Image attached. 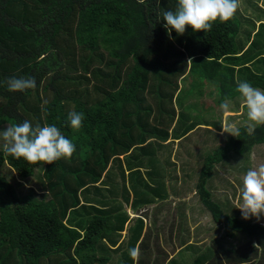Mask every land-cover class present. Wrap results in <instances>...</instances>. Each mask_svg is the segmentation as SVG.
<instances>
[{"label":"trees","instance_id":"1","mask_svg":"<svg viewBox=\"0 0 264 264\" xmlns=\"http://www.w3.org/2000/svg\"><path fill=\"white\" fill-rule=\"evenodd\" d=\"M259 1L238 0L233 18L213 22L208 32L186 26L169 38L162 13L174 11L177 0H0V131L25 120L55 125L76 146L70 160L32 164L8 155L0 138V264H130L131 256L119 262L118 247L108 249L103 240L116 245L129 218L125 207L138 211L137 204L153 201L142 185L154 175L160 185L155 169H178L176 154V162L162 160L168 140L189 138L187 159L198 155L197 141L188 137L194 126L176 109L178 94L202 96L197 86L210 82L220 105L241 98L239 82L264 90V40L259 30L246 46L245 30L261 17ZM11 77H35L36 87L10 92ZM71 111L84 114L78 131L67 121ZM216 140L223 144L200 159L194 186L200 207L225 230L211 240L221 251L211 264H262L251 254L262 255L252 244H264V222L230 214L209 183L230 156L243 159L239 174L253 168L249 156L264 146V124ZM256 160L264 164V154ZM4 166L22 179L40 169L45 194L18 195L1 174ZM157 188L151 192L161 198ZM83 201L95 211L87 222L80 220ZM183 204L174 202V209Z\"/></svg>","mask_w":264,"mask_h":264},{"label":"clouds","instance_id":"2","mask_svg":"<svg viewBox=\"0 0 264 264\" xmlns=\"http://www.w3.org/2000/svg\"><path fill=\"white\" fill-rule=\"evenodd\" d=\"M144 3V0H138ZM160 0H157L159 4ZM238 9V0H177L175 10H165L162 13V20L165 21V28L169 38H172V31L177 35L186 32V26H190L193 32H208L213 22L219 20L224 23L233 18ZM189 62H192L189 60ZM10 92H24L28 89H35V77L16 78L7 80ZM236 91L240 94L247 108V118L254 124H264V90L253 87L248 82H239ZM223 112H228L230 103L225 99L220 104ZM84 120L82 112L71 111L68 113L67 121L70 127L78 131ZM222 133L239 136V128L236 123H224ZM0 138L3 139L4 151L15 159L23 158L25 161L36 164L44 162L55 163L60 159L70 160L76 152L74 143L65 137L61 130L55 125L35 126L28 120L22 124L8 126L0 131ZM241 203L240 209L242 218L248 220L255 217L257 220L264 216V164L250 168L243 177L242 187L239 189ZM47 195V194H46ZM259 248L260 245H253ZM129 255L136 260L139 256V249H129Z\"/></svg>","mask_w":264,"mask_h":264},{"label":"rangeland","instance_id":"3","mask_svg":"<svg viewBox=\"0 0 264 264\" xmlns=\"http://www.w3.org/2000/svg\"><path fill=\"white\" fill-rule=\"evenodd\" d=\"M186 78V77H185ZM189 84V79L185 80V85L182 83L180 86H183L182 89L187 88ZM205 89L201 87V85L197 86V93H202L203 95H188L187 93H179L178 96L175 98L176 100V109L177 111L181 113L186 112L187 114V121H185V116H182L180 120L182 122L177 123L178 127L179 125H182L183 119L185 121V125H193L194 128L191 132H189L188 137H191V143L194 141H197L196 149L198 151L197 157L194 155L193 158L188 157L184 153L185 145L188 142L189 138L187 140H183L180 143L176 145L175 148V156H178L175 158L177 159V166L178 169L174 171V173H177V175L174 177V181L178 183V186H184L188 185V191L189 193L184 192L187 196H183L184 193L181 191L178 193L173 192V197L176 199L175 203H183L182 200H179L180 196L186 197L189 199V205L192 215H198V221L197 223L193 224L192 226V232H193V240L195 238V232L199 236V238H203L206 235L209 234V232H217L218 234H225V230L220 228L219 226H216L213 224V222L210 219L209 214L204 211L200 204L198 203L196 195H194L195 190L194 186L197 180L198 175V166L200 167L201 160L204 156L211 153L214 149L221 146L223 143L216 140V137L218 136L221 140H226L229 137H232L233 135L228 133H222V125L224 123H236L237 127L240 126H247L248 128H252L255 125L254 122H250L247 118V108L245 104L243 103L242 98L237 99L236 101H233L230 103L229 111L223 112L220 109V105H217L215 100L216 96L213 94H210V91L212 90L213 85L210 82L204 83ZM204 89V91L202 90ZM180 107H182V111H180ZM206 111V114H205ZM183 114V115H186ZM204 125V126H202ZM212 128V129H209ZM208 131L209 133L206 135L205 131ZM172 133H176L174 130ZM206 137L204 139H200V135ZM214 135V136H212ZM210 136V137H209ZM202 138V137H201ZM202 141V142H201ZM171 145V144H170ZM174 149V147H172ZM264 154V146L263 147H257V150H253L252 154L249 156V158H254L251 165L253 168L258 167L260 165L259 162H262L261 160H256L260 156H263ZM180 159V160H178ZM243 159L240 158H232L230 156L227 163L224 165L217 166L215 169V175L212 179V182H210V189L212 190L213 199L217 200L218 202H223V207L230 213H237L240 211L238 209L241 198H240V192L239 189L242 187V181L245 174L241 173L239 174L237 170L244 168L245 164L241 163ZM176 162V161H175ZM187 167H190L187 169ZM186 172H192L191 174H188ZM1 174L3 177L15 188L18 195H24L29 192H33L34 195L42 196L45 194V188L44 184L41 179V170L35 169L34 174L32 177L27 179H22L19 177V175L14 172L12 169H10L8 166H4L2 168ZM162 198L156 199L155 206L159 208V206L162 203ZM81 204L84 205V210L82 211V219L80 220H87L88 217H91L94 213V210L90 209V204L83 201ZM89 206V207H88ZM158 208H156L158 213ZM241 212V211H240ZM241 214V213H240ZM242 215V214H241ZM161 215L157 214V219L160 221ZM256 221H262L264 222V216H261L259 220H257L255 217H253ZM165 221V220H164ZM166 222V221H165ZM151 232H160L159 229H155L154 227H151ZM189 237L184 232L183 228V239L188 240ZM206 239V237L204 238ZM229 242H232L231 239ZM234 243V242H233ZM254 244V243H253ZM252 244V245H253ZM258 245V243H256ZM260 247L257 249V252L262 249V252L260 254L264 255V244H259ZM183 252L178 256L179 258L183 259ZM221 256V254H220ZM254 258V257H253ZM176 262V261H175ZM174 264V263H171Z\"/></svg>","mask_w":264,"mask_h":264},{"label":"crops","instance_id":"4","mask_svg":"<svg viewBox=\"0 0 264 264\" xmlns=\"http://www.w3.org/2000/svg\"><path fill=\"white\" fill-rule=\"evenodd\" d=\"M250 1L252 4L253 0ZM257 6L261 9L259 13V16L261 17L258 20H254L253 18L252 22H254L255 24L254 28H245L246 31L250 32L249 40H247L246 46L250 43V41L254 39L256 33L259 30L261 31L259 35L264 40V28H258L259 24H264V0H260ZM209 129L212 128L209 127ZM178 141L179 140H174L171 142L170 140H168L164 145L168 146L171 144L170 148H168L167 151L165 150V147L162 148L163 152L166 151L165 157L162 160L167 161L166 163L168 164H171L175 161L174 155L176 145L183 141V139L179 142ZM172 147H174V149ZM156 172L160 173V176L157 178V180H159L160 182V185L156 186V183L153 182L156 180L155 175L147 181L148 187H145L144 184H141L143 186V190L146 194L147 199L149 201L153 199V201L144 206H139V204H137L136 209L138 211H135V209L134 211H132V209H130L129 207H125V210L129 215L128 221L125 223L122 231L117 232L116 236L119 237L116 241L115 246L111 247L110 243H108V240H103L106 247L112 250L118 247V252L113 255H117L122 258L119 262L125 260V258L130 256L129 249L138 248L139 256L136 260L131 259V261H129L130 264H211L212 262H214V260L220 259L221 251L220 249H217L220 243L215 244L211 242L212 239H216L214 237L222 236L221 234H218V231L215 233H211L210 231L209 234L205 236L206 239H204L205 237L199 238V236L195 232V238L194 240L192 239V226L193 224L197 223L199 216L192 215L189 205V199L183 197L187 196L184 192L189 193L188 185L184 186L182 184V186H178V183L174 181V177L177 175V173H173L170 168H160V171L155 169V173ZM157 187H159V189L163 192L161 200L164 201V198H166L165 200L167 201L170 200L169 205H163L162 202L159 208L155 206L154 202H156V199H158V197L155 196V194L151 191H158ZM177 191L178 193L181 191L184 193L182 197H179L182 199L184 204L180 208L174 209L173 204L176 199H174L173 197V192ZM156 208H158V213ZM93 212L95 213V211ZM157 214H160L162 216L160 221H158L157 219ZM88 220H90V217H88L86 222ZM164 220L166 221L164 225H166L167 227L171 226L170 229L173 230L174 233H168L167 228L166 231H164L160 227L162 226L161 224H163L162 222ZM151 227H154V230L156 228L159 229L160 232H151ZM183 228L185 234L187 235V237H189L188 240L183 239ZM136 236L139 237L136 239ZM213 245L216 248H213ZM182 252L184 253L183 259L178 257ZM212 252L213 254L210 255V253ZM251 256L254 257V261H262V264H264V255H258L256 253V255L251 254ZM204 257L206 259H202Z\"/></svg>","mask_w":264,"mask_h":264}]
</instances>
